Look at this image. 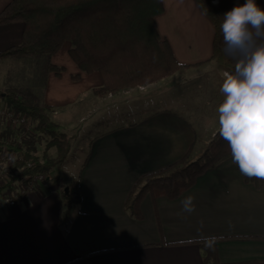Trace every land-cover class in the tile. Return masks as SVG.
<instances>
[{
    "label": "crops",
    "instance_id": "1",
    "mask_svg": "<svg viewBox=\"0 0 264 264\" xmlns=\"http://www.w3.org/2000/svg\"><path fill=\"white\" fill-rule=\"evenodd\" d=\"M11 1L0 0V12ZM161 2L164 11L155 19L156 27L176 61L192 66L182 71H197L194 79L200 82L207 73L203 70L213 64L228 72L226 63L210 60L214 30L195 0ZM256 3L264 9V0ZM22 32V24L0 27V53L19 45ZM69 48L65 42L50 58L64 72L59 77L49 73L40 82L27 68L33 58H0V104L4 106V93L15 88L31 90L51 110L62 113L86 104L102 82L97 73L87 75L77 68L68 56ZM176 74L180 76V71ZM75 75L78 81L71 79ZM172 80L168 84L176 88L186 83ZM174 96L167 98L173 109H158L93 139L76 173L81 205L66 229L58 192L68 182L54 184L51 193L33 189L17 207L0 212V264H202L203 245L216 247L220 264L264 262V179L260 191L246 184L232 157L206 171L177 199L147 194L138 219L125 210L142 176L171 165L189 151L192 159L198 157L210 140L204 113L193 117L188 103ZM219 98H223L220 91ZM93 105L91 101L96 112ZM189 195L195 198V210L182 212L181 201Z\"/></svg>",
    "mask_w": 264,
    "mask_h": 264
},
{
    "label": "trees",
    "instance_id": "2",
    "mask_svg": "<svg viewBox=\"0 0 264 264\" xmlns=\"http://www.w3.org/2000/svg\"><path fill=\"white\" fill-rule=\"evenodd\" d=\"M213 1L216 4H212ZM195 2L214 30L210 60L223 61L228 65L227 71H233L235 62L223 52L220 23L224 13L236 6L235 2ZM163 11L161 0H12L0 12V27L22 24L21 42L1 52L0 58L44 56L45 81L49 73L59 77L64 72L63 67L50 62V57L68 42V56L77 68L87 75L97 73L101 79V87L92 90L95 97L105 98L145 87L192 67L179 64L167 41L160 37L155 19ZM200 65L203 63L194 66ZM71 79L78 81L80 77L75 75ZM2 102L5 107L25 114L29 124H33L32 129L22 137L21 143L13 144L21 158V162L17 164L18 171H21L19 176L29 179L34 174H45L51 177L54 184L62 185V179L54 172L66 161L71 145L51 120V108L27 89L8 90L4 93ZM218 133L219 129L198 157L192 159L189 151L171 165L142 176L126 201L125 210L129 215L139 218V205L147 194L160 195L169 200L177 199L194 186L197 178L214 168L222 159L231 157L227 142ZM1 137H5V133ZM44 141L45 149L39 158L37 146ZM92 142L93 140L88 145ZM50 148H54L55 157H49L47 152ZM25 162L35 164L30 170H25ZM243 180L256 190L263 188L261 178L244 176ZM68 183V187L61 186L58 192L61 224L65 229L81 205L77 178H70ZM211 241L215 240L208 242ZM201 248L202 264H220L215 246L203 245Z\"/></svg>",
    "mask_w": 264,
    "mask_h": 264
},
{
    "label": "clouds",
    "instance_id": "3",
    "mask_svg": "<svg viewBox=\"0 0 264 264\" xmlns=\"http://www.w3.org/2000/svg\"><path fill=\"white\" fill-rule=\"evenodd\" d=\"M220 32L223 52L235 63L219 88L218 134L242 175L264 179V9L256 0L234 6L224 13ZM194 199L181 201L182 212L195 210Z\"/></svg>",
    "mask_w": 264,
    "mask_h": 264
},
{
    "label": "rangeland",
    "instance_id": "4",
    "mask_svg": "<svg viewBox=\"0 0 264 264\" xmlns=\"http://www.w3.org/2000/svg\"><path fill=\"white\" fill-rule=\"evenodd\" d=\"M66 43L69 45L68 42ZM31 58L35 62L30 67H27L28 70L33 75L35 74V81H44L43 67L45 65V57L39 56ZM207 68L208 70H203V72L207 73L202 76L201 82L198 79H194L199 76L197 71L195 73L192 71H180V76L176 74L154 85L109 95L111 97L105 100H103L104 98H97L92 95L90 100L78 110H70V112L62 113L61 110L53 109L50 113V118L57 124L58 131L64 133L69 139L71 145L70 153L66 161L54 174L62 179L64 185H67L70 177H76L80 164L82 165L83 161L87 158L90 149L88 144L91 140L100 135V133L136 121L150 112L157 111L158 109H173V107H169L167 99L168 96L170 97L173 94H175V98H180L182 102L188 103L187 109L192 112L193 117L203 112L209 121L207 130L211 133V136L214 135L219 129L217 103L220 104L223 98H219V100L216 98L217 94H219L221 80L224 79V73L220 72L222 71L221 64H213ZM220 75L222 76L221 79H219ZM173 77L177 80H174V83H186L184 85L179 84L177 88L176 86H171L172 84L170 85L168 83ZM91 101L92 104L94 103L93 106L97 108L96 112H93L90 106ZM203 104L207 105L206 109L202 108ZM54 111L57 112L55 116L53 115ZM60 114L64 115L62 117L64 118L63 120H59ZM78 116L80 117V122ZM211 136L209 133L207 134V138L211 139ZM45 145L46 142L44 141L37 146V156L39 158H41L44 152ZM47 153L49 157H55L54 148H50Z\"/></svg>",
    "mask_w": 264,
    "mask_h": 264
},
{
    "label": "built area",
    "instance_id": "5",
    "mask_svg": "<svg viewBox=\"0 0 264 264\" xmlns=\"http://www.w3.org/2000/svg\"><path fill=\"white\" fill-rule=\"evenodd\" d=\"M211 3L216 4L215 1ZM32 127L25 114L0 105V212L17 207L33 189L48 193L54 188L48 175L34 174L29 179L19 176L21 171H18L17 164L21 158L13 144L21 143ZM4 133L5 137H1ZM24 164L23 168L30 170L35 163ZM14 176L18 178L13 179Z\"/></svg>",
    "mask_w": 264,
    "mask_h": 264
}]
</instances>
